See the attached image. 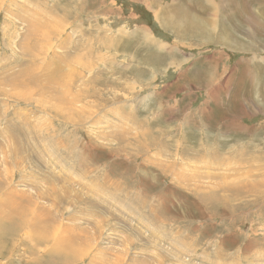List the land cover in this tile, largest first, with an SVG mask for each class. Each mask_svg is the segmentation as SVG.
Returning a JSON list of instances; mask_svg holds the SVG:
<instances>
[{
  "label": "rangeland",
  "instance_id": "rangeland-1",
  "mask_svg": "<svg viewBox=\"0 0 264 264\" xmlns=\"http://www.w3.org/2000/svg\"><path fill=\"white\" fill-rule=\"evenodd\" d=\"M0 181V264H264V0H0Z\"/></svg>",
  "mask_w": 264,
  "mask_h": 264
},
{
  "label": "bare ground",
  "instance_id": "bare-ground-1",
  "mask_svg": "<svg viewBox=\"0 0 264 264\" xmlns=\"http://www.w3.org/2000/svg\"><path fill=\"white\" fill-rule=\"evenodd\" d=\"M167 14H168V17H171L172 15L173 18L177 20L178 18H182L184 16L183 9L180 6H174L172 10L167 11ZM75 119L77 120V118ZM1 181H0V194L3 193L4 196L0 198V232L2 231L3 225H4L6 229V233L10 232V234L11 235L13 234V237H14L20 234L21 231H23L25 226H27L28 228H35V226L41 224L42 219H43V211H39L37 213L36 217H38V219H35V220H27L23 216L19 217V214H18V212H20L21 215H23V213L27 211L25 206L32 205L31 204L32 195L27 192L18 194V193H15L14 190H10V189L2 191V185L3 187H6V184H4V181L3 182ZM38 208H41V207H38ZM4 209H6L7 212L5 214H2V211ZM2 216H4V218L8 220L5 221V219H3ZM16 218H19V220ZM4 237L6 239L7 244L11 242L12 240L11 237L10 238L6 236ZM40 240H44V239H40Z\"/></svg>",
  "mask_w": 264,
  "mask_h": 264
},
{
  "label": "crops",
  "instance_id": "crops-1",
  "mask_svg": "<svg viewBox=\"0 0 264 264\" xmlns=\"http://www.w3.org/2000/svg\"><path fill=\"white\" fill-rule=\"evenodd\" d=\"M38 232H42V231L39 230Z\"/></svg>",
  "mask_w": 264,
  "mask_h": 264
}]
</instances>
